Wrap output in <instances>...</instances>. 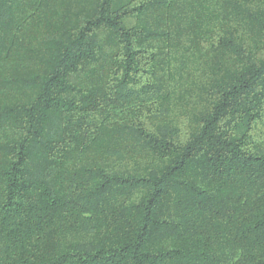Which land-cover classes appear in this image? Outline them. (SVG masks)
Returning <instances> with one entry per match:
<instances>
[{"label": "trees", "instance_id": "16d2710c", "mask_svg": "<svg viewBox=\"0 0 264 264\" xmlns=\"http://www.w3.org/2000/svg\"><path fill=\"white\" fill-rule=\"evenodd\" d=\"M0 264H264V0H0Z\"/></svg>", "mask_w": 264, "mask_h": 264}]
</instances>
